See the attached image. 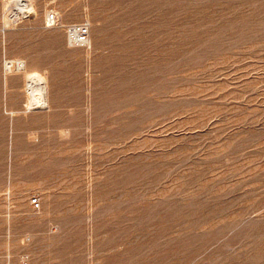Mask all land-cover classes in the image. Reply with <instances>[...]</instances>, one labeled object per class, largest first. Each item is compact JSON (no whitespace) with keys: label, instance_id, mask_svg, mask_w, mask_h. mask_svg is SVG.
<instances>
[{"label":"rangeland","instance_id":"rangeland-1","mask_svg":"<svg viewBox=\"0 0 264 264\" xmlns=\"http://www.w3.org/2000/svg\"><path fill=\"white\" fill-rule=\"evenodd\" d=\"M0 264H264V0H0Z\"/></svg>","mask_w":264,"mask_h":264},{"label":"built area","instance_id":"built-area-1","mask_svg":"<svg viewBox=\"0 0 264 264\" xmlns=\"http://www.w3.org/2000/svg\"><path fill=\"white\" fill-rule=\"evenodd\" d=\"M48 21L51 24H55L58 22V15L56 12H51L48 14L47 17ZM68 35L70 41L77 46H82L88 44L90 41V26L88 24H76L73 26H70L68 28ZM31 204L35 208L40 207V199L39 197H33L31 199Z\"/></svg>","mask_w":264,"mask_h":264},{"label":"bare ground","instance_id":"bare-ground-1","mask_svg":"<svg viewBox=\"0 0 264 264\" xmlns=\"http://www.w3.org/2000/svg\"><path fill=\"white\" fill-rule=\"evenodd\" d=\"M11 18V17H10ZM29 73V72H28ZM28 92L31 95V106L47 103L45 77L37 70L28 74ZM40 98V99H37ZM37 106V105H36ZM41 106V105H38Z\"/></svg>","mask_w":264,"mask_h":264}]
</instances>
